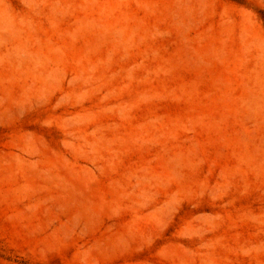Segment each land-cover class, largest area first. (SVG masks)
Wrapping results in <instances>:
<instances>
[{"label":"rangeland","instance_id":"obj_1","mask_svg":"<svg viewBox=\"0 0 264 264\" xmlns=\"http://www.w3.org/2000/svg\"><path fill=\"white\" fill-rule=\"evenodd\" d=\"M0 264H264V0H0Z\"/></svg>","mask_w":264,"mask_h":264}]
</instances>
